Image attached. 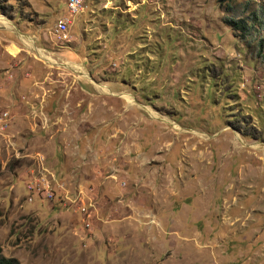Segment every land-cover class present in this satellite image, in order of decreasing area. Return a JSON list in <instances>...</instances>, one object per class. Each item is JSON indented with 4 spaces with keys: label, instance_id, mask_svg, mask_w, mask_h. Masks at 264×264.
<instances>
[{
    "label": "rangeland",
    "instance_id": "obj_1",
    "mask_svg": "<svg viewBox=\"0 0 264 264\" xmlns=\"http://www.w3.org/2000/svg\"><path fill=\"white\" fill-rule=\"evenodd\" d=\"M65 1L0 0V14L47 20L49 34ZM47 3L56 11L39 14ZM77 11L63 18L69 38L54 39L83 57L75 73L129 90L133 105L99 95L106 118L126 117L112 138L79 117L87 101L58 121L40 114L42 99L39 115L23 116L0 95L10 118L0 130L1 253L14 264H264V0H83ZM12 69L6 59L2 84ZM66 77V93H85ZM51 120L76 131L63 139L46 130ZM91 161L105 169L100 189H73Z\"/></svg>",
    "mask_w": 264,
    "mask_h": 264
},
{
    "label": "crops",
    "instance_id": "obj_2",
    "mask_svg": "<svg viewBox=\"0 0 264 264\" xmlns=\"http://www.w3.org/2000/svg\"><path fill=\"white\" fill-rule=\"evenodd\" d=\"M47 6H48L47 8H45L44 6L42 8H38L40 12L39 14H43L45 10L56 11L57 6L54 8L50 3H47ZM55 15L57 19L60 17L67 18L70 15V13L68 12L66 6V11L58 12ZM2 16L3 15L0 14V17ZM2 18L3 19H0V69L3 68L6 59H11L13 61V69L11 72L12 74L11 81L7 85L2 84V82L0 81V95L7 97L6 105H8L10 109L15 111L16 113L17 111H20V114H22L23 116H25L24 114H27L29 116V113L31 115L32 114L39 115L38 110H36L37 101H40V99H42L43 106L45 108L44 110L41 109L40 114H42L43 117L45 118L61 121L62 117L64 118L65 116L68 115L72 116L71 113L72 111L69 110L70 109L69 105L76 104L75 106L78 108L77 106L78 104L87 101L88 103L87 108H89L88 109L89 112L87 113V111L85 110V114L86 113L87 114L79 117L87 118V120L90 123L94 122L102 125L99 126V128L101 127L107 128V130L105 131H107L108 137H112L113 134L115 135L119 131L123 132L121 129H119L118 126L119 124L114 126H112V124L113 122L119 121L118 118H120L124 114H119L118 112L117 114H114L110 118H106V115L109 113L111 108L110 105L107 106L108 104L104 101L105 100L104 97L99 95L103 94L105 96L111 97L109 98L110 100H113L114 97H120L126 101V99L122 97V94L123 93L130 94L131 92L129 90L118 87L112 89L110 88L109 84L105 81L106 79L102 80L101 83H98V82H94V80L90 81L82 77L80 74L78 75L77 73H75V70L73 69L74 68L73 66L75 64L77 65L79 64L82 66V68H86L83 67L84 65L82 61L83 57L82 59L70 58L68 55L69 53H73L75 51V48L71 47V44L70 45L65 44L64 42H62V44L59 45L58 41L54 39L56 33L54 31V28L56 22H53L51 24L52 28L48 34L46 32L48 29L45 31L47 20H45V22H43L40 25L39 23L31 24L26 21L11 22L5 16H3ZM5 27H7V29L11 31V33L7 31ZM12 34L15 36H13ZM22 36L29 38V41L32 45L31 46L28 45L26 41L22 38ZM43 55H46L45 56L46 58ZM75 56L78 57L76 53ZM53 59L59 62H55V65H52L51 60ZM77 67L79 68L80 66ZM68 74L71 75L75 74L77 76L78 83L82 87H85L86 89L84 90L83 88H81L85 91V93L81 95L74 93H66L65 89H67L66 88L67 83H65V79L67 78L66 76H68ZM101 86L107 87V91L102 90ZM126 103L127 105L120 106L122 111H126L127 107H131L133 105V104H129L127 101ZM102 106L105 107V109L102 111V114L104 115H102L98 120H93L92 115L95 114L93 112H96L97 109ZM8 110L7 108L0 106V112L2 113L1 115L2 123H0V125L2 126L6 125L7 121L9 124L10 118H9ZM124 119H126L125 116H123V120ZM69 122H71V120ZM69 122L65 120L63 125L57 126L58 127L57 129L54 127V125L57 122L55 123L53 122V120L48 121L47 123H43V122L42 123L47 127L46 130L53 127L56 130H58L59 135L60 134L65 135L64 137H62L63 139H67V135L76 131L75 129L69 130V128L72 129L74 128V126H72L73 123L72 122L69 123ZM35 125L36 127L32 128V130L34 131L36 130V128L37 129L43 128V125H40L38 121ZM4 127L5 126H3L2 128L0 127V130L3 129ZM85 143L87 144L86 146L87 150L93 149L91 148V144L89 143V141ZM59 146L61 147V144H59ZM107 148H110V146L108 145ZM76 149L78 152V156L82 157L84 155L83 154L84 151L81 152L82 154L79 152L80 151L79 145L76 146ZM91 162L93 164L92 168L84 169L83 166L82 167L80 166L81 168L84 169L83 172H85V176L82 175L81 173L82 170H80V168L77 170L75 176L76 175L79 176V174L81 173L84 179L83 181L80 180L81 182L79 181L77 184L74 183L73 189L76 188L82 189V191L87 193L88 191L85 188L87 184L90 185L92 184L91 186L92 188L95 189V192L100 189L101 186L99 179L102 178L100 174L105 173V169L102 168V165L94 163V161ZM67 163L69 166L74 164V163L70 164L69 160L67 161ZM87 166L88 164H86L84 167ZM74 167H78V166L76 165ZM88 169H90V171ZM77 179H79V177Z\"/></svg>",
    "mask_w": 264,
    "mask_h": 264
},
{
    "label": "built area",
    "instance_id": "obj_3",
    "mask_svg": "<svg viewBox=\"0 0 264 264\" xmlns=\"http://www.w3.org/2000/svg\"><path fill=\"white\" fill-rule=\"evenodd\" d=\"M67 3H68V11L71 14H75V13L79 12V11H75V4H83V0H67ZM68 22H69V20H67V19L66 20H60V23L54 28V30H59L60 33H65V38H69ZM1 115H2V113L0 112V123H2L1 122ZM32 191H38L39 194L41 193L39 190L35 189V182H34V185H32ZM43 196L48 197V195H43ZM75 209L81 210L83 212V215H85L87 217L90 216L88 209H79V206Z\"/></svg>",
    "mask_w": 264,
    "mask_h": 264
},
{
    "label": "trees",
    "instance_id": "obj_4",
    "mask_svg": "<svg viewBox=\"0 0 264 264\" xmlns=\"http://www.w3.org/2000/svg\"><path fill=\"white\" fill-rule=\"evenodd\" d=\"M249 18H251V20H257L255 19L256 16L254 13H252ZM230 25H234L235 28L246 31L247 29V22L244 19H232L229 18L226 20ZM259 26H262V22L257 21ZM0 264H14L13 259L11 258H7L5 257L2 253H1V247H0Z\"/></svg>",
    "mask_w": 264,
    "mask_h": 264
},
{
    "label": "bare ground",
    "instance_id": "obj_5",
    "mask_svg": "<svg viewBox=\"0 0 264 264\" xmlns=\"http://www.w3.org/2000/svg\"><path fill=\"white\" fill-rule=\"evenodd\" d=\"M66 6H67V9H68V3L66 2ZM81 6V4H75V11H77V9ZM0 19H3L2 17H0ZM60 20H66V19H63V18H58L57 21H56V24H55V27L60 23ZM7 21V20H6ZM56 33L59 34L61 40H65V33H60L59 30H54ZM22 38L26 41V43H30L29 41V38L25 37V36H22ZM44 57L46 55H43ZM46 58V57H45ZM70 64V63H69ZM72 66V65H71ZM77 68V67H76ZM150 110V109H149ZM256 147V146H255Z\"/></svg>",
    "mask_w": 264,
    "mask_h": 264
}]
</instances>
